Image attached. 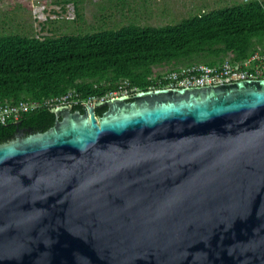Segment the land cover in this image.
<instances>
[{
  "label": "water",
  "instance_id": "1",
  "mask_svg": "<svg viewBox=\"0 0 264 264\" xmlns=\"http://www.w3.org/2000/svg\"><path fill=\"white\" fill-rule=\"evenodd\" d=\"M83 110L0 143V264H264V78Z\"/></svg>",
  "mask_w": 264,
  "mask_h": 264
},
{
  "label": "trees",
  "instance_id": "2",
  "mask_svg": "<svg viewBox=\"0 0 264 264\" xmlns=\"http://www.w3.org/2000/svg\"><path fill=\"white\" fill-rule=\"evenodd\" d=\"M123 3L114 0L113 6L120 10ZM263 43L264 0L234 2L160 26L129 21L43 38L5 33L0 35V104L41 103L73 92L78 102L72 108L81 110L84 102L107 99L114 93L131 95L167 85L158 82L161 74L154 67L174 70L180 64L238 61ZM51 108L39 106L16 121L9 118L0 123V143L14 138L17 126L32 132L51 127L56 119ZM103 109L97 110L98 116Z\"/></svg>",
  "mask_w": 264,
  "mask_h": 264
},
{
  "label": "rangeland",
  "instance_id": "3",
  "mask_svg": "<svg viewBox=\"0 0 264 264\" xmlns=\"http://www.w3.org/2000/svg\"><path fill=\"white\" fill-rule=\"evenodd\" d=\"M240 1L243 0H124L120 11L113 6L114 0H0V35L18 33L43 38L84 33L93 27H116L129 21L160 26ZM154 70L162 75L170 68ZM123 94L129 95L127 91Z\"/></svg>",
  "mask_w": 264,
  "mask_h": 264
},
{
  "label": "built area",
  "instance_id": "4",
  "mask_svg": "<svg viewBox=\"0 0 264 264\" xmlns=\"http://www.w3.org/2000/svg\"><path fill=\"white\" fill-rule=\"evenodd\" d=\"M264 43L248 57L238 60H225L214 65L197 64L176 68L165 72L158 78V82H166L163 87H197L210 86L232 81L264 78ZM78 101L73 100V92H68L59 97H48L43 102L25 101L0 104V123H5L9 118L18 120L22 113L33 110L39 106L55 107L71 105ZM88 102V101H87ZM85 104V102H84ZM83 104V105H84Z\"/></svg>",
  "mask_w": 264,
  "mask_h": 264
},
{
  "label": "flooded vegetation",
  "instance_id": "5",
  "mask_svg": "<svg viewBox=\"0 0 264 264\" xmlns=\"http://www.w3.org/2000/svg\"><path fill=\"white\" fill-rule=\"evenodd\" d=\"M104 100H105V99H104ZM99 108H104V109H103L104 112L107 111V106H106V105H102V106H100V107H98V108H95V109H94V112H95V115H96L97 118L100 116V115H99V116L97 115V112H98L97 110H98ZM80 113H84V110L81 109V110H80ZM20 128L23 129L24 132L27 133V134H29V133H33L32 130L29 129V128H26V127H20Z\"/></svg>",
  "mask_w": 264,
  "mask_h": 264
}]
</instances>
